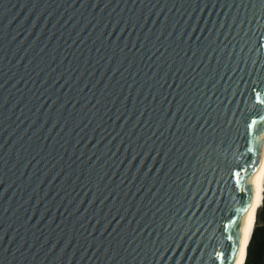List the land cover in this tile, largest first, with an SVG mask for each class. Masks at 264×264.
<instances>
[{"label":"water","instance_id":"water-1","mask_svg":"<svg viewBox=\"0 0 264 264\" xmlns=\"http://www.w3.org/2000/svg\"><path fill=\"white\" fill-rule=\"evenodd\" d=\"M263 155L264 0H0V264H239Z\"/></svg>","mask_w":264,"mask_h":264},{"label":"bare ground","instance_id":"bare-ground-1","mask_svg":"<svg viewBox=\"0 0 264 264\" xmlns=\"http://www.w3.org/2000/svg\"><path fill=\"white\" fill-rule=\"evenodd\" d=\"M264 199V155L261 170L259 171L255 183L251 209L243 230V252L239 264H244L247 254V246L255 227L257 212L261 207Z\"/></svg>","mask_w":264,"mask_h":264},{"label":"trees","instance_id":"trees-1","mask_svg":"<svg viewBox=\"0 0 264 264\" xmlns=\"http://www.w3.org/2000/svg\"><path fill=\"white\" fill-rule=\"evenodd\" d=\"M244 264H264V199L257 212L256 223L247 247Z\"/></svg>","mask_w":264,"mask_h":264}]
</instances>
